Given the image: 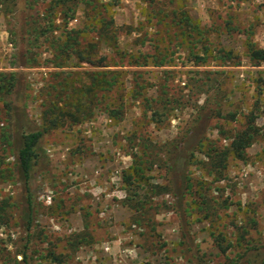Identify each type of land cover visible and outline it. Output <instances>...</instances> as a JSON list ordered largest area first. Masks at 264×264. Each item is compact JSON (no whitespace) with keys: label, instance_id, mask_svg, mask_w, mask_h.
I'll list each match as a JSON object with an SVG mask.
<instances>
[{"label":"rangeland","instance_id":"1","mask_svg":"<svg viewBox=\"0 0 264 264\" xmlns=\"http://www.w3.org/2000/svg\"><path fill=\"white\" fill-rule=\"evenodd\" d=\"M102 2L112 6L121 50L167 55V63L124 67L123 87L110 94L111 100L125 96L121 122L100 110L91 121L47 133L41 146L49 162L34 173L28 192L12 153L11 111L0 98V202H6L0 264H264V66H253L245 48L249 36L264 48V0ZM16 4L13 13L0 15V72L22 78L27 111L41 127L51 52L45 37L36 48L27 33L37 10L25 0ZM181 7L205 30L202 42L183 41L175 22ZM86 20L81 10L68 27L81 28ZM230 51L237 59L224 58ZM81 66L77 70L90 69ZM137 84L143 95L134 100ZM145 98L160 111L156 119ZM205 106L221 113L209 124V141L227 147L225 138L251 119L260 136L246 160L229 159L222 180L192 164L183 213L172 194L143 184L169 185L167 152ZM135 152L155 165L146 170L147 182L131 186L125 173ZM29 196L33 224L27 230ZM138 200L144 214L129 206Z\"/></svg>","mask_w":264,"mask_h":264},{"label":"trees","instance_id":"2","mask_svg":"<svg viewBox=\"0 0 264 264\" xmlns=\"http://www.w3.org/2000/svg\"><path fill=\"white\" fill-rule=\"evenodd\" d=\"M16 1L0 0V15L13 13L17 5ZM25 2L28 9L37 10L29 21V26L33 28L27 31L34 37L32 45L39 48V39L45 37L51 52L49 63L54 69L50 73L52 80L41 91L43 99L41 127L34 123L27 111L25 83L22 78L16 73L0 72V98L11 111L12 153L21 175L24 192H28L34 173L49 162L41 146L42 139L47 133L91 121L100 110L107 113L110 119L121 122L127 109L125 96L121 95L111 100L110 94L123 87V77L127 73L124 67H143L150 64L164 67L167 63V55L160 58L156 54L136 55L121 50L119 31L111 11L112 6L103 3L102 0H25ZM42 4L45 7L39 12L38 7ZM81 10L87 16L86 22L81 28L70 29L69 23L76 19ZM175 14L176 26L181 30L183 41L190 44L202 42L205 38V30L194 22L184 8L181 7ZM58 31H60L59 35L56 34ZM245 48L253 66H264V48L258 47L251 36L247 38ZM103 49L110 53H104ZM224 54V58L237 59L231 51ZM205 55L208 57L207 52ZM198 59L205 61L206 58L198 57ZM37 63L36 60L35 64ZM82 64L89 65L90 69L77 70L83 69ZM138 86L137 84V90L131 93L134 100L140 99L143 95V88ZM7 97H11L10 102L6 100ZM144 101L149 104L153 119L161 115L159 110L152 107L149 99L145 98ZM220 114L218 110L203 107L189 133L177 140L168 150L169 185L152 187L143 184L150 189H159L164 193L172 194L178 199V208L183 213L186 212L183 208L186 192L192 186L190 166L194 163H202L207 166L210 175L222 180L229 159L246 160L247 150L260 136L258 127L251 119L243 130L225 138L230 140L227 147L222 148L217 141H209L206 137L209 124L215 115ZM5 139L10 140L8 134L5 135ZM198 153L202 154L206 161L200 162L197 158ZM133 158V167L129 173H125V181L131 186L134 183L147 182L146 170L152 169L155 165V161L147 158L146 153L140 155L135 152ZM24 202L28 210L27 230H29L33 224V203L30 196ZM5 203L0 202V219H3L2 212L6 210ZM129 206L141 214L145 213V204L142 200ZM54 259L62 263V259L58 257Z\"/></svg>","mask_w":264,"mask_h":264}]
</instances>
